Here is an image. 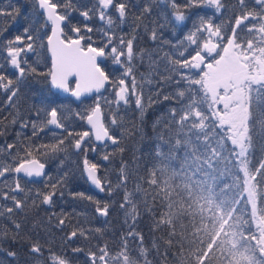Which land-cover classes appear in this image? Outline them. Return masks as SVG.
I'll return each mask as SVG.
<instances>
[{"label": "trees", "instance_id": "trees-1", "mask_svg": "<svg viewBox=\"0 0 264 264\" xmlns=\"http://www.w3.org/2000/svg\"><path fill=\"white\" fill-rule=\"evenodd\" d=\"M36 1L0 0V11L7 13L0 21L17 32L10 38L28 29L36 53L44 56L48 28ZM52 2L67 21L64 40L79 28L84 47L108 45L106 54H112L114 46L125 55L118 67L101 65L108 86L95 101L75 106L51 93L47 60L36 61L39 80L19 84L13 102L0 98V171L7 169L0 176V264H58L61 259L125 264L126 258L132 264H264V85H250L241 106L224 91L206 95L192 83L203 75L177 63L190 62L195 51L204 49L211 38L197 29L211 23L220 28L221 39L211 40L217 48L207 61L226 66L221 55L226 37L233 36L241 13L257 16V1L244 0L242 7L239 0H219L216 8L208 0H195L196 6L187 0H112L103 12L99 0ZM120 4L125 5L123 17ZM177 14L185 20L177 22ZM192 34L199 48L188 39ZM237 35V42L247 46L251 38L244 26ZM129 40L131 61L126 58ZM121 79L128 94L118 104L114 95ZM230 80L225 74L218 83L228 86ZM216 96L240 116L221 123L223 106L213 102ZM95 105L117 145L96 147L93 154L88 138L76 152ZM52 109L62 133L49 129ZM186 111L189 119L181 121ZM238 126L244 135L240 145L230 136ZM33 159L45 166L42 180L16 179L15 168ZM83 161L96 165L103 195L89 188ZM126 194L130 203L121 207ZM46 195L51 196L47 204ZM105 207L107 215H101L97 209ZM34 246L40 251L33 252Z\"/></svg>", "mask_w": 264, "mask_h": 264}, {"label": "snow or ice", "instance_id": "snow-or-ice-1", "mask_svg": "<svg viewBox=\"0 0 264 264\" xmlns=\"http://www.w3.org/2000/svg\"><path fill=\"white\" fill-rule=\"evenodd\" d=\"M39 6L43 11V14L45 15V27L47 26V23L50 22L53 26V34L52 36L48 37V45L49 49L52 53V69L49 73L51 77V83L55 88L63 89L64 91H68V78L70 76L75 75L77 77V90L72 93L73 96L79 98L82 91H90L92 88H96L99 90V88L103 87L105 81L107 80V76L105 75L104 71L101 70V68L97 64V57L104 56L106 54V45L105 47L96 48L89 46L87 51H84L80 47V40H74L71 41L70 44H66L63 40H59L57 36V32L59 29L60 24L65 20V16L58 14L57 12V4L53 3L52 0H38ZM187 3L191 6H196L195 0H187ZM208 3L210 5H214L215 7L219 8V0H208ZM239 3L241 6H244V0H239ZM258 3H264V0H258ZM112 4V0H99V5L101 8V11L103 12V9L108 8ZM118 11L121 17L125 15V5L120 4L117 6ZM0 15H7V13H4L3 11H0ZM82 15L87 18L88 13L84 12ZM103 19V15L101 16ZM255 20L256 17L252 16L251 14L245 15L244 13H241V15L237 16L235 19V25L232 29L233 36L232 37H226L227 39V45L224 46V49L227 50L229 47L234 50L236 56L238 57L241 55L245 47L237 42L238 35H237V29L242 28L246 21L248 20ZM175 20L177 22H183L185 20V16L183 14H177L175 16ZM39 22V21H38ZM90 30V29H89ZM73 31L79 32V28H74ZM198 32L203 34L205 31L208 33L209 37H216L217 40L221 39V30L219 27L213 28V25L211 23L203 24L200 28L197 29ZM249 34L253 32H260L264 33V23L260 24V27L257 29L255 26L248 29ZM25 33L27 35V39L29 41H33V36L30 34L28 29H25ZM195 34H192L188 37V39L193 43L196 44L199 48V42L195 40L194 37ZM264 36V35H261ZM261 36L259 37V40H249L247 42V49H256L261 55H264V40L261 39ZM54 38H56V42L54 43ZM82 39V37H81ZM17 44L23 43L21 37H16ZM123 44V41H121ZM109 44H111V38L109 39ZM32 43L27 44L28 49H32ZM203 48L207 51L209 55H211L217 48L216 43H212L211 39L204 42ZM22 49L20 47L11 46L8 48V56L10 58V63L14 68H16L19 73L20 77H23L25 75V69L21 66L20 61L18 60V57L21 55ZM111 53L113 54L114 60L117 64H120L122 62V57L125 55L124 51L122 49H118L117 47L111 48ZM183 56V53H181ZM127 57L128 60L131 61L133 58V43L131 40L127 42ZM204 54L197 50L195 51V54L191 56V63L189 60L184 59L182 62L177 61V63H181V68H200L201 65L204 63ZM207 67H212V64H208ZM132 69L129 67L124 75L128 76L131 73ZM207 75V74H205ZM5 78L4 76H0V88L8 89L12 91V95L8 97L9 100L12 99L13 96H15L16 91L11 88V85L13 84V81L9 79L7 83L4 82ZM81 82H83V87ZM125 81L124 79L120 80V84L124 85ZM193 84H200L202 88L205 89V94H214L212 88L210 85L203 79L201 80H194L192 81ZM127 92V89L124 87H121L120 91L116 93L117 98L119 100H125V93ZM180 95H183V93H180ZM136 104L138 107L141 106V101L139 98L136 100ZM100 112V107L97 105L94 109H92V113L87 116L88 123L92 126L93 129H97L98 127V121L96 118V114ZM200 113L197 111L196 116L199 117ZM51 119L48 121L49 124L56 125L57 128L61 127V124L58 123L57 120V110L52 109L50 112ZM173 119H175V115L173 116ZM189 119L187 111L185 114L181 117V121H187ZM35 128V126H34ZM89 135L88 132H84L80 139H78L75 143L76 149L81 148V141L84 139V137H87ZM104 137H108L109 140H112L113 144H116L117 141L112 136L108 135V132L103 130V126H99V131L97 132L96 139L102 140ZM63 143V141H61ZM12 145H9V148H11ZM247 150V146H245V151ZM105 159H108L106 156ZM28 164L32 165V167H26L24 163H21L18 167L15 168V172L19 173L22 170L27 173L28 176H32L33 173L36 176L41 175V170L44 168L43 164L38 163L36 160H30L27 161ZM86 164V171L88 172L89 179L94 183L98 188H101V182L96 177L95 171H96V165L92 164L91 166L87 165V161H85ZM260 170H264V164L261 165ZM4 171H7L5 169ZM4 171H0V176L4 175ZM259 172V170H258ZM127 177H123V180L126 181ZM17 189H19V184H17ZM101 191H103V188H101ZM15 200V197H13ZM51 196L46 195L44 196V203L47 204L50 202ZM125 203L121 205V207H125L128 203H130V196L128 194L125 195ZM16 208H21L22 205L19 201H16L15 203ZM9 212L12 211V209H8ZM98 212H100L101 215H107V207L101 209H97ZM61 224H63V221H61ZM19 227V225H17ZM76 233L73 232L72 236H75ZM33 252H39L40 249L38 247H33ZM103 251V250H102ZM9 255H14L13 253H9ZM106 253L101 255L99 257L100 260H105ZM206 259V257H205ZM58 264H66V261L59 260ZM125 264H132L130 260H125ZM201 264H203V261H201Z\"/></svg>", "mask_w": 264, "mask_h": 264}, {"label": "rangeland", "instance_id": "rangeland-1", "mask_svg": "<svg viewBox=\"0 0 264 264\" xmlns=\"http://www.w3.org/2000/svg\"><path fill=\"white\" fill-rule=\"evenodd\" d=\"M256 1L257 4L260 5L258 14L255 20L250 19L246 21L244 24V34L251 38V40L258 41L259 37L264 35V33L253 32L249 34L248 32L249 28L255 26V28L258 29L260 24L264 23V3H258V0ZM212 6L215 7L214 5ZM261 39L264 40V36H261ZM211 40L213 41V37H211ZM244 47V52L238 57L236 56L234 50L230 47L227 50L224 48L221 50L222 59H225L228 63L227 65L225 64L226 66L222 65L221 61L218 64L215 62L212 64L211 61H207V58L213 57L214 54L209 55L207 51L203 49L202 51L206 52V54H204L206 61L200 72L201 75H203L204 80H208V75L210 76V79L212 80L211 84L213 85L211 87L212 90L215 89V91H224L226 98L231 99L233 102H237L239 105H241L244 100H247V89L250 85L263 84L262 75L264 74V55H261L255 48L247 49V46ZM236 59L238 60L237 66L231 65L236 63ZM239 62H241V65H239ZM208 64H212V67H207ZM225 74H228L231 78L228 86H223L222 84L218 83H221V80ZM213 102L219 106H223V109H221V123L228 124L235 115L236 117L240 116V113L238 114L236 110H232L230 106L225 107L227 104L226 99L221 100L220 96H216L214 97ZM237 120L239 121V119H235V124L240 123V121L236 123ZM231 133L232 135L230 136H232V140L236 141L238 145L244 143V135H242L241 130H239V126L237 130H234Z\"/></svg>", "mask_w": 264, "mask_h": 264}, {"label": "flooded vegetation", "instance_id": "flooded-vegetation-1", "mask_svg": "<svg viewBox=\"0 0 264 264\" xmlns=\"http://www.w3.org/2000/svg\"><path fill=\"white\" fill-rule=\"evenodd\" d=\"M86 22H88V21H86ZM44 23H45V21H44ZM47 28H48V35L46 37V40H47V38L49 36V30H50L48 25H47ZM30 30H32V27L30 28ZM12 33L16 34L17 32L15 30H11V31L7 30V28L3 27L2 20H1L0 21V76H4V78H5L4 82L5 83H7V81L9 79H11L13 81V84L11 85V88L16 91L18 89V85L19 84H25L28 81L34 80V78L36 80H39V75L35 76V63H36V61L47 60L48 61V65H49L48 73H50V60H49V58L47 56L46 40H45V55L43 56V54L36 53V49H35V45H34V37H33V41H29L27 39V35L25 33V30H22L21 33L18 35L19 37H21V39L23 41V43H20V44H17V42H16V37L17 36L10 38V35ZM76 38L81 39L80 35H78L77 37L72 36V38H70L69 40H64V39L63 40L64 41H70V40L76 39ZM28 43H32V45H33L32 49H28L27 48V44ZM81 45H82V49H84V50H86L88 48V47H84L83 46V40L81 42ZM11 46L20 47L22 49L21 55H20V57H18V60L20 61L21 66L25 69V75L23 77H20L19 71L16 68H14V66H12L11 63H10V58L8 56V48L11 47ZM104 56H105V61H104V63H102V65L105 64V63H107V64L116 63L115 60H114L113 54H105ZM48 84H49V74H48ZM73 85H74L73 82L69 83V90H72ZM49 89H50V84H49ZM50 92H51V90H50ZM51 93H53V92H51ZM53 94H55V93H53ZM11 95H12V91L11 90L0 88V98H2V99L6 98L7 99L6 101L8 103L13 102L12 99H13L14 96L12 97L11 100L8 99V97L11 96ZM55 95L58 96V98H60V99L69 100L75 106H80L84 102L95 101L98 98V97H94V98H92L90 100L82 101L79 105H76L71 99H69L67 97L62 98L58 94H55ZM91 112H92V110H91ZM49 120H50V115H49L48 121ZM85 121H86V119H85ZM48 126H49V129L51 131H53L50 128L49 123H48ZM61 128H62V132H63L64 129H63L62 126H61ZM85 128H86V125H85ZM86 130H87V128H86ZM53 132H56V131H53ZM62 132H56V133H62ZM87 132L89 133L88 130H87ZM88 138H90L89 135L86 137V139L82 143V146L87 141ZM91 143H92V141H91ZM91 147H93V143L91 144ZM76 152H79V151H76ZM84 162L85 161H83V163ZM83 163H82V167H83Z\"/></svg>", "mask_w": 264, "mask_h": 264}, {"label": "water", "instance_id": "water-1", "mask_svg": "<svg viewBox=\"0 0 264 264\" xmlns=\"http://www.w3.org/2000/svg\"><path fill=\"white\" fill-rule=\"evenodd\" d=\"M36 4H37V9H38L39 13L42 14L43 19L45 21V15L43 14V11H42V9L39 6L38 0H37ZM65 24H66V20H64L60 24V26H59V29H58V32H57V36H58V39L59 40H63L62 39V35H63L62 27ZM47 25L49 26V29H50L49 30V36H52V34H53V26H52V24L50 22H48ZM77 35H78V33L77 32H74V36L77 37ZM74 40H80V39H73L71 41H74ZM71 41H69V42H65L64 41V42L66 44H70ZM55 42H56V38H54V43ZM81 42L82 41L80 40V47L82 48ZM46 50H47V56H48V58L50 60V71H51V69H52V53H51V51L49 49L48 38L46 40ZM84 51H87V49L84 50ZM104 61H105V56L97 57V64H98V66H99V64L104 63ZM204 62H205V60H204ZM202 65H201V67H202ZM116 66H118L117 63H116ZM201 67L200 68H191V69L194 72H198V71H200ZM262 79L264 81V74H263ZM70 82H73L74 83L72 90L64 91L63 89L55 88L52 85V83H51V77L49 75V84H50V90H51V92H53L55 94H58L62 98L67 97V98L71 99L76 105H79L82 101L90 100V99H92V98H94L96 96H99V95L103 94L104 91H105V88L107 87V84H108V80H106L105 83H104V85H103V87L99 88V90H97L96 88H92L90 91H82L81 94H80V97L77 98V97H75V96L72 95V93L77 90V77L75 75H73V76H70L68 78V89H69V83ZM81 84H82V87H83L84 86L83 85V82H81ZM121 87L126 88L125 83H124V85H121L120 84V88H119L118 91H120ZM115 100L118 103H122L124 101V100H119L117 98V95L116 94H115ZM96 118H97V121H98V127H97V129H93L92 128V126L88 123L87 118H86V121H85L86 128L90 132V137H91V140H92L93 144L96 145V146H103L105 144H108L110 147H115L117 145V143L116 144H113L112 143V140H109L108 137H104L102 140H97L96 139L97 132L99 131V126L100 125L103 126L101 111L98 114H96ZM50 119H51V116H50ZM49 125H50V128L53 131L62 132V128L61 127L60 128H57L56 125H52V124H49ZM103 130H105L104 126H103ZM85 139H86V137H84V139L81 141V145H82V143L84 142ZM75 149H76V147H75ZM76 151H79V149H76ZM24 164H25L26 167H32V165L28 164L27 162H25ZM82 171H83L84 179L87 182L89 188L92 191H94L96 194H98L100 196L103 195V191H101L102 184H101V188H98L94 183H92V181L89 179L88 172L86 171V164L85 163H83ZM44 172H45V167L41 170V175L40 176H36L34 173H33L32 176H28L27 173L25 171H23V170L21 172H19V173L15 172V170H14V173L13 174H14V176L16 178H23V179L27 180L28 182H40L41 179H42V177L44 176ZM95 175L98 178L97 171H95Z\"/></svg>", "mask_w": 264, "mask_h": 264}]
</instances>
